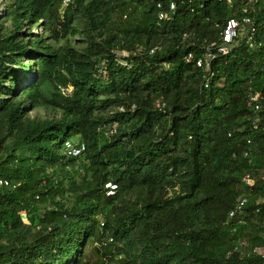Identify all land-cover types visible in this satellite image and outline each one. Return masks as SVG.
<instances>
[{"label":"trees","instance_id":"16d2710c","mask_svg":"<svg viewBox=\"0 0 264 264\" xmlns=\"http://www.w3.org/2000/svg\"><path fill=\"white\" fill-rule=\"evenodd\" d=\"M244 3L0 4V264H264V0L196 64Z\"/></svg>","mask_w":264,"mask_h":264},{"label":"built area","instance_id":"2783aa9c","mask_svg":"<svg viewBox=\"0 0 264 264\" xmlns=\"http://www.w3.org/2000/svg\"><path fill=\"white\" fill-rule=\"evenodd\" d=\"M229 1V0H226ZM255 0H245V3L242 5L241 11L243 15L239 18H229L224 24L222 31L220 32V40L215 45V51L209 50L205 53L203 58H198L196 60L197 66H202L204 63L208 65V61L210 58L214 57L217 54H226L229 52L230 48L238 41V37L241 34L242 30L245 27H249L250 31H254V23L252 18L248 15V12L254 9ZM174 8V3H169V9L172 10ZM125 17V15H124ZM163 17V12L159 13V18ZM243 33V32H242ZM250 39V37L248 38ZM119 55H127L126 51L117 52ZM192 58L191 54H188L186 60H190ZM254 98H252L253 100ZM250 103V102H249ZM259 104H254V109H259ZM67 147L70 148V152L74 155L79 154L81 149H83V144L81 148L72 147L69 143H67ZM243 181L250 182V174H245L243 176ZM8 181L6 179H0V185H7ZM108 187L107 193H114L116 188L115 184L108 183L106 185ZM247 195H240L235 203L233 209L229 211L228 216L231 217L235 214V212H241L245 204L247 203ZM250 252L256 256L261 257L264 260V246H255L250 250Z\"/></svg>","mask_w":264,"mask_h":264},{"label":"rangeland","instance_id":"374dc122","mask_svg":"<svg viewBox=\"0 0 264 264\" xmlns=\"http://www.w3.org/2000/svg\"><path fill=\"white\" fill-rule=\"evenodd\" d=\"M7 2V0H0V4H4ZM2 9V7H1ZM36 34H40L43 32V29L41 27H35L33 30ZM29 114L34 118H51L56 116V112L50 109H45V108H37L34 110L29 111Z\"/></svg>","mask_w":264,"mask_h":264},{"label":"clouds","instance_id":"9594fccd","mask_svg":"<svg viewBox=\"0 0 264 264\" xmlns=\"http://www.w3.org/2000/svg\"><path fill=\"white\" fill-rule=\"evenodd\" d=\"M66 146H67V144H66ZM69 148V147H68ZM81 152V151H80ZM71 153V152H70ZM72 154V153H71ZM74 155V154H73ZM76 155H78V154H76Z\"/></svg>","mask_w":264,"mask_h":264}]
</instances>
